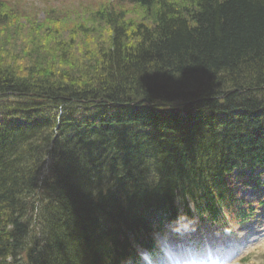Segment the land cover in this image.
<instances>
[{
	"label": "trees",
	"instance_id": "16d2710c",
	"mask_svg": "<svg viewBox=\"0 0 264 264\" xmlns=\"http://www.w3.org/2000/svg\"><path fill=\"white\" fill-rule=\"evenodd\" d=\"M127 1L154 27L104 6L111 44L76 76L0 73V264H112L140 209L264 159V0Z\"/></svg>",
	"mask_w": 264,
	"mask_h": 264
},
{
	"label": "rangeland",
	"instance_id": "374dc122",
	"mask_svg": "<svg viewBox=\"0 0 264 264\" xmlns=\"http://www.w3.org/2000/svg\"><path fill=\"white\" fill-rule=\"evenodd\" d=\"M109 5L122 14L118 22L124 23L127 31L140 24L148 28L156 24L157 4L148 11L124 0H4V7L0 8V73L28 81L44 79L38 76L51 73L72 77L80 68H90L98 61V51L111 44V27L99 16L103 7ZM238 182L236 188L240 192L245 190L241 195L252 190L250 186L244 187L239 178ZM247 183L251 184L249 180ZM197 226L202 223H180L176 230L181 233L179 243H197L202 239L207 244L210 238L221 235L209 226L200 227V231L190 228ZM207 246L205 251H209ZM253 254L251 262L247 261L249 264H264V245Z\"/></svg>",
	"mask_w": 264,
	"mask_h": 264
},
{
	"label": "water",
	"instance_id": "95a60500",
	"mask_svg": "<svg viewBox=\"0 0 264 264\" xmlns=\"http://www.w3.org/2000/svg\"><path fill=\"white\" fill-rule=\"evenodd\" d=\"M144 100H140L139 102H143ZM145 105L147 106V107H149L150 105L147 103V102H145ZM185 106V105H184ZM183 106V107H184Z\"/></svg>",
	"mask_w": 264,
	"mask_h": 264
},
{
	"label": "bare ground",
	"instance_id": "6f19581e",
	"mask_svg": "<svg viewBox=\"0 0 264 264\" xmlns=\"http://www.w3.org/2000/svg\"><path fill=\"white\" fill-rule=\"evenodd\" d=\"M100 264V263H99Z\"/></svg>",
	"mask_w": 264,
	"mask_h": 264
}]
</instances>
